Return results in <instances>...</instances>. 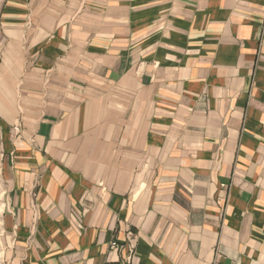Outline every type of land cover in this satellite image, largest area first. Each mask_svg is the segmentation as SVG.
Masks as SVG:
<instances>
[{
    "label": "crops",
    "instance_id": "0c3cea01",
    "mask_svg": "<svg viewBox=\"0 0 264 264\" xmlns=\"http://www.w3.org/2000/svg\"><path fill=\"white\" fill-rule=\"evenodd\" d=\"M2 264H264V0H1Z\"/></svg>",
    "mask_w": 264,
    "mask_h": 264
},
{
    "label": "rangeland",
    "instance_id": "374dc122",
    "mask_svg": "<svg viewBox=\"0 0 264 264\" xmlns=\"http://www.w3.org/2000/svg\"><path fill=\"white\" fill-rule=\"evenodd\" d=\"M1 2V0H0ZM4 193H5V185L4 182L0 179V264L3 263V250H4V233L2 231V214H3V202H4Z\"/></svg>",
    "mask_w": 264,
    "mask_h": 264
}]
</instances>
